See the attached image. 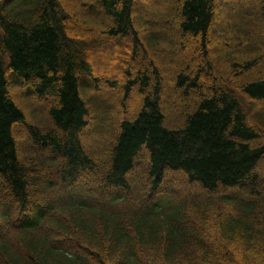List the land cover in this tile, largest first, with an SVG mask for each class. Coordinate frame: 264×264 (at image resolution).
<instances>
[{
  "label": "trees",
  "instance_id": "obj_1",
  "mask_svg": "<svg viewBox=\"0 0 264 264\" xmlns=\"http://www.w3.org/2000/svg\"><path fill=\"white\" fill-rule=\"evenodd\" d=\"M69 1L0 0V264H264V136L247 122L250 105L264 104V76L251 74L264 50L242 49L252 41L240 27L210 41V30L227 23L225 17L218 22L214 11L222 0H176L169 24L175 25L176 44L204 55L215 44L224 61L206 62L201 70L195 56L170 79L153 67H146L147 77L135 67L140 52L172 47L140 17L145 8L149 12V0H86L78 9ZM154 1L161 13L167 0ZM247 3L241 0L238 12L252 21L243 12ZM260 10L264 15V0ZM128 36L137 76L129 80L127 72L124 87L117 85L125 99L138 88L142 105L117 136L108 130L116 116L104 110L95 152L83 147L81 136L89 112L80 83H92V93L98 81L89 60L91 40L126 46ZM206 73L202 86L198 77ZM165 80L183 98H195L172 129L159 101ZM13 85L38 101L50 97L47 129L28 120L13 99ZM18 126L40 155L20 150ZM139 157L142 187L127 177ZM46 167L55 181L47 180ZM167 174L182 176L190 189L199 186L202 196L174 189L154 196Z\"/></svg>",
  "mask_w": 264,
  "mask_h": 264
},
{
  "label": "rangeland",
  "instance_id": "obj_2",
  "mask_svg": "<svg viewBox=\"0 0 264 264\" xmlns=\"http://www.w3.org/2000/svg\"><path fill=\"white\" fill-rule=\"evenodd\" d=\"M85 1L86 0H70L69 5H71L75 9H78L80 7V4H82ZM246 1H248V3L243 4V7H244L243 12L247 16H251L253 18L252 21H243L240 19L241 14L238 12V10L240 8L239 6L241 4V0H222L221 5L216 4L217 7L214 8V11L218 16H220L218 17L217 21L221 22L222 17H225V21L227 23L223 25H219L217 28L210 30V33H209L210 41L212 40V38H215V37L216 38H219L221 36L229 37L227 35L232 30H237V28L240 27L242 28V31L244 33L243 36H246L250 42L252 41L251 46H248L246 44L245 46H243L242 49L246 50L247 52L253 48L254 49L260 48L264 50V15L262 14V10H260L261 0H246ZM176 6H177L176 0H167L165 1V3H163V8L164 10H166V12L168 13L170 17L172 16V14H174ZM173 9H174V12H173ZM89 12L91 11L89 10ZM135 12L138 15L141 13L144 14L145 15L144 17L142 16L140 17L141 19L145 20V22L147 23L146 26H149V28L153 30L154 32L153 35L158 36L160 39L164 40L167 43H170L172 47L166 50L165 53L163 52L161 54L155 53V54L150 55L147 52H140L143 62H139L138 64L139 66L137 65L135 66V60L133 61V55H131V58H132L131 64L129 65V67H126L125 66L126 63L125 64L121 63V58L123 57L124 59L126 58V56H124V54L121 53V50H124L128 55L132 54V50L130 49V47H131V43L133 42L130 36H128V38L125 40L126 46L115 45L113 44L111 40L106 39V38H103L101 40L94 38L93 40H91L92 48L89 50L90 51L89 60H91V63H92L93 75L96 79L98 78V81H96V87H95L96 90H94L92 93H89L92 89V83L90 84L85 83V85H83V83H80L81 84L80 86H82L83 88L82 90L83 92H81L82 99L85 105L88 106V112H89V118L87 119L88 127L81 132V136H82L83 147L90 146L95 152L100 150L99 149L100 146L98 142L100 138L97 139L98 134H95L96 133L95 129H97L98 124H99L97 122L101 121V119H103L104 117V114H105L104 110L111 109V112L113 111V116L116 115L118 111L115 109V105L117 107L116 103L118 100H121L122 104H125V114L127 116H128V113L129 115L130 113H132L133 108L136 107L137 112L141 108L142 96L138 94V91L136 90L138 88L135 87L136 85L134 86L135 87L133 89L134 91L133 90L130 91L129 93L130 97H128V99H125L126 92L123 91L124 89L122 88V90H120L117 85L118 83L122 82V85L124 87V85L126 84L127 80H126V75H124V71L129 72L133 76V77L128 78L129 80H131L137 76L136 75L134 77L135 73L138 71V70H135V68H133L134 66L140 68V73L141 74L145 73L147 77H149V71H150V69L148 71L147 68L153 67L156 71L158 70L161 76H164L165 79H170L169 77L172 76L173 72H170L168 70L166 71V69H163V67H166V65L175 64L179 59L182 58L184 52H186V50L189 49L186 43L184 44L183 47L176 44L177 43L176 42L177 32L175 29V25H169L166 27L156 26L157 21L150 15V13L148 12L146 8H145V12L144 10L141 13L137 11ZM85 13L88 14V12L86 11ZM94 13H95V16L99 17L102 21V14L101 13L98 14L97 12H94ZM77 21L79 20L77 19ZM166 28H168V31L166 30ZM213 45L209 46L206 49L207 50L206 55L201 53V51L199 52L196 50L195 52L199 58V62L201 63V67H202L201 70H204V68L207 66L206 62H211L210 64L212 65L215 62L224 61L218 56L220 48L216 46L215 44ZM184 48H185V51L181 52ZM149 59L151 60V63L149 62ZM137 61L138 60H136V63ZM223 66L225 70L227 66L226 65H223ZM187 69L189 70L188 67ZM228 72L229 71H227V73ZM174 73L176 74L178 72L174 71ZM251 74L264 76V59H262L261 65L258 68H256L254 71H252ZM229 79L231 78L229 77ZM198 81L202 86L207 84L206 80L204 78H200V76L198 77ZM172 86L173 84L169 82V80H165V84L160 82L158 86L159 94L160 92H162L161 94L168 92L169 88H171ZM132 88L133 87L131 86V89ZM11 90H12L11 94L13 96V99L18 105L24 108L26 112V117L28 118V120L30 122L36 123L41 129L43 128L47 129V127H49L48 126L49 121H47V118H48V108L51 103L50 101L51 99H49L50 97L47 99L43 98L42 100L38 101L37 99H35V96H32V95L28 97L24 96V91L22 88L18 89L13 85ZM180 91L181 90L178 89V93H177V89L174 88V91H173L174 101H175V104L177 105L171 108L169 116L165 118L166 120L165 124L171 129L179 127L183 123L185 119L184 115H186L192 109L194 99H195L194 96L192 95H189L183 98ZM100 93H102L105 99L109 100L108 101L109 103L111 102L113 104V107L111 103H110L111 107H109L105 103L106 101L101 98ZM108 96H110L111 100L109 99ZM240 102H241V99H240ZM250 109H251L250 115L247 116L248 125L252 127H257L264 136V104L257 103V102L252 103L250 105ZM130 119H128L129 123L132 121ZM110 123L111 124L108 125V130L111 127L114 129V132H115L116 126L114 125V121ZM115 123L117 124V119L115 120ZM14 131H15L16 141H19L18 147L24 154H27V155H30L33 153H36L37 155L41 154L42 152L41 150L33 149L30 146L29 142L31 139L29 138L28 132L25 127L18 126L17 129H14ZM116 133L120 134L121 128H118ZM44 155L47 157L49 154L45 152ZM46 157H42V158L47 159ZM139 159L140 157L138 158V160L137 159L134 160V168H135L134 173L133 172L129 173L127 177H128V180H130V183H133L134 185L139 184V186L142 187V185L146 184V181H145L146 174H142L143 167L140 166ZM141 161L143 163V160ZM108 163L109 161L107 160L105 164H103V167L105 168L106 166H108ZM145 163L146 161H144V164ZM44 165H46L45 162H44ZM261 166H262V169L264 170V158L261 160ZM44 170L48 171V168L46 167L44 168ZM44 173L46 176L49 177L47 178V180L55 181V176L49 174V171L47 173L46 172ZM39 178L43 179V177L41 176ZM178 178L176 175H173V174L165 175L156 195L154 196H157L162 193H167L169 192L170 189H174L175 193L180 192L181 195H184V196L188 194L192 195L195 198L202 196V193L199 190L200 188L199 186L197 185H195V187L191 186L192 189H190L189 186L187 185V182L182 176ZM79 182L80 183H78V185L74 187H68V191L70 192V190L73 191L75 188L80 187L81 186L80 184L83 182V180L81 179V181ZM62 188H64V186ZM94 188L97 190L99 189L95 185H94ZM189 189L193 192L189 193L190 192ZM148 190L149 189L147 188V191ZM236 194L237 193H231V195H236ZM4 204H5L4 200H0V207H3ZM2 230L3 228L0 222V233H3Z\"/></svg>",
  "mask_w": 264,
  "mask_h": 264
},
{
  "label": "bare ground",
  "instance_id": "obj_3",
  "mask_svg": "<svg viewBox=\"0 0 264 264\" xmlns=\"http://www.w3.org/2000/svg\"><path fill=\"white\" fill-rule=\"evenodd\" d=\"M156 7H157L156 2L154 0H149V7H148L149 13L157 21L156 26L166 27L167 25H169L171 23V17L168 15L166 10H164V8L162 9L161 13H157ZM132 48H133V43H131L130 49L132 50ZM131 55L132 54L126 56V58H125L126 64L125 63L124 64L126 67H129V65L131 64V60H132ZM195 56L198 58L197 54H195L192 50H188V51L184 52L182 58L179 59L175 64L166 65V67H163V69H166V71L168 70L170 72H173V74H175L174 71H178L181 68H183L184 66H186L187 63L189 61H191ZM139 62H143L141 54H139V56H138V62L137 63L139 64ZM135 70H137V69L135 68ZM124 75H127V71L126 72L124 71ZM209 77H210L209 73H206L203 76V78L205 80L209 79ZM173 91H174V87L172 86L171 88H169L168 92L161 95L160 100H159L160 104H161V111L165 115V117H168L171 108L177 105V104H175V101H174ZM116 104H117L118 108L115 105V109L118 111V113H116V115H115L116 119H117V124L115 127V136H117L116 131L118 130V128H120L121 124L127 122L128 119H130V118H131L130 120H133L137 117L136 107L133 108L132 113H130V115L128 113V116H127L125 114V104H122L121 100H118ZM128 117H130V118H128ZM107 160L110 161V158H107Z\"/></svg>",
  "mask_w": 264,
  "mask_h": 264
}]
</instances>
